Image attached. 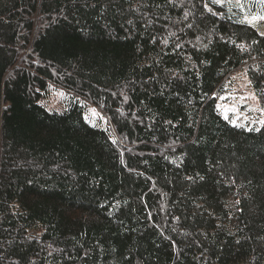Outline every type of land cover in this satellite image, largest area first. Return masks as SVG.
Wrapping results in <instances>:
<instances>
[{
	"label": "trees",
	"instance_id": "obj_1",
	"mask_svg": "<svg viewBox=\"0 0 264 264\" xmlns=\"http://www.w3.org/2000/svg\"><path fill=\"white\" fill-rule=\"evenodd\" d=\"M242 17L0 0V264H264V124L217 107L245 69L264 109V35ZM49 86L77 100L49 111Z\"/></svg>",
	"mask_w": 264,
	"mask_h": 264
},
{
	"label": "rangeland",
	"instance_id": "obj_2",
	"mask_svg": "<svg viewBox=\"0 0 264 264\" xmlns=\"http://www.w3.org/2000/svg\"><path fill=\"white\" fill-rule=\"evenodd\" d=\"M220 3L230 6L233 11H241L243 20L246 16L250 18L252 15H263L259 12L248 14L244 0H240L241 7L235 6V0H231V2L221 0ZM252 25L260 33H264V20H256ZM253 95L255 99H253ZM71 100H77V98L71 96L62 88L49 86L47 95L41 100V103L49 111H62ZM217 107L229 122L237 126H244L248 129L259 128L261 125L259 121H264V112L254 110L261 109V106L245 69L238 70L230 76L224 85L222 94L218 97ZM84 117L87 122L94 126L102 127L106 124L105 115L92 105L87 106Z\"/></svg>",
	"mask_w": 264,
	"mask_h": 264
},
{
	"label": "snow or ice",
	"instance_id": "obj_3",
	"mask_svg": "<svg viewBox=\"0 0 264 264\" xmlns=\"http://www.w3.org/2000/svg\"><path fill=\"white\" fill-rule=\"evenodd\" d=\"M214 3H220L221 0H213ZM229 2H231V0H229ZM261 2H264V0H261ZM235 6L236 7H241L240 4V0H235ZM256 20H264V15H252L250 18L249 17H245V21L249 24L252 25L254 21ZM261 35H264V33H261ZM253 99H255V96L253 95ZM254 110H260L262 112H264V109H254ZM259 123L264 124V121H259ZM259 130V129H257Z\"/></svg>",
	"mask_w": 264,
	"mask_h": 264
}]
</instances>
